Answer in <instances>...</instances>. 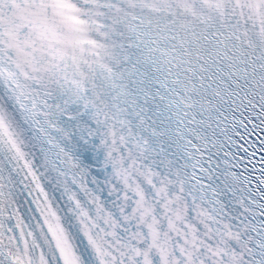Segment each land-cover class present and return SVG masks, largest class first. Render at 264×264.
Returning a JSON list of instances; mask_svg holds the SVG:
<instances>
[{
	"label": "snow or ice",
	"instance_id": "6c2138e0",
	"mask_svg": "<svg viewBox=\"0 0 264 264\" xmlns=\"http://www.w3.org/2000/svg\"><path fill=\"white\" fill-rule=\"evenodd\" d=\"M0 264H264V0H0Z\"/></svg>",
	"mask_w": 264,
	"mask_h": 264
}]
</instances>
